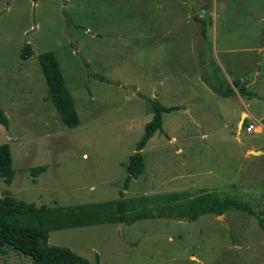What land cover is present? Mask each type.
<instances>
[{
    "label": "rangeland",
    "instance_id": "374dc122",
    "mask_svg": "<svg viewBox=\"0 0 264 264\" xmlns=\"http://www.w3.org/2000/svg\"><path fill=\"white\" fill-rule=\"evenodd\" d=\"M46 51L74 99V127L45 99L38 55ZM237 79L252 96L212 87ZM237 97L255 116H243L239 133ZM152 100L176 109L163 112L142 149L143 172L123 189L122 162ZM0 109L14 171L9 183L0 177V196L61 207L45 224L50 244L99 264H264L253 214L179 217L210 193L264 212V153L246 154L264 150V127L246 130L250 120L264 126V0H0ZM121 191L131 212L161 216L120 222ZM2 250L0 264H32L10 245Z\"/></svg>",
    "mask_w": 264,
    "mask_h": 264
},
{
    "label": "trees",
    "instance_id": "16d2710c",
    "mask_svg": "<svg viewBox=\"0 0 264 264\" xmlns=\"http://www.w3.org/2000/svg\"><path fill=\"white\" fill-rule=\"evenodd\" d=\"M32 49L30 44L24 43L21 49V56L27 59L31 56ZM40 69L44 75L47 85L46 100L53 104L58 118L68 127H74L79 123V116L75 106L74 99L67 88L64 74L59 65L58 59L51 51L42 52L38 55ZM232 85L223 88L221 85H212V87L222 96L228 97L235 92L241 96H252L248 90L246 82L239 79L234 80ZM153 115L145 124L142 137L135 145L134 152L128 160L122 162L126 175L124 177L123 189H126L129 182L137 178L144 170V157L142 149L149 138L157 130L162 129V114L176 109L175 106H165L156 100L151 101ZM246 120L244 121V124ZM0 124L8 126V118L4 111L0 109ZM45 166L33 167L31 173L36 175L43 171ZM12 155L9 144H0V177L6 182H11L13 178ZM123 192H120V198L115 201L119 221L125 224H131L137 220L145 218H156L161 215L150 214L148 209L133 213L128 207L127 201L123 198ZM179 217H186L188 220H194L204 213H213L217 216L224 214L231 209L247 211L253 214L258 225L264 230L263 210L255 211L251 206L240 199L225 195L216 196L213 193L200 195L193 200L185 203ZM63 212L61 207H49L47 205L37 206L32 202L4 195L0 196V253L5 245H10L14 249L29 256L32 264H99L98 257L94 263L90 262L82 255L75 253L67 246L52 245L48 241V231L44 228L45 223L54 218L57 214ZM170 216V215H169ZM165 217V215H164Z\"/></svg>",
    "mask_w": 264,
    "mask_h": 264
},
{
    "label": "crops",
    "instance_id": "0c3cea01",
    "mask_svg": "<svg viewBox=\"0 0 264 264\" xmlns=\"http://www.w3.org/2000/svg\"><path fill=\"white\" fill-rule=\"evenodd\" d=\"M256 78V77H255ZM257 79V78H256ZM243 81H246V80H243ZM254 82V81H253ZM237 96H239V95H237ZM233 98V97H232ZM237 98H240V101H239V109H238V119H237V121H236V125H237V133H239V124H240V122H241V120H242V118H243V116L245 115V116H247V119H249V117H255L254 115H253V111H249V107H250V104H249V102H245V100L242 98V97H237ZM248 122H251V120L250 121H247V123ZM244 124V123H243ZM264 126L263 125H261V124H258L257 126H256V130L255 131H257V130H261L262 128H263ZM260 128V129H259ZM242 130V129H241ZM250 151H258L259 152V154L258 155H254V156H259V155H261V154H263L264 153V150L262 149V148H260V147H258L257 145H251V146H249L248 148H247V151H246V154H248ZM57 215H59V214H57ZM56 215V216H57ZM49 220H51V219H49ZM46 224V223H45ZM44 228H45V225H44ZM46 229V228H45Z\"/></svg>",
    "mask_w": 264,
    "mask_h": 264
},
{
    "label": "built area",
    "instance_id": "2783aa9c",
    "mask_svg": "<svg viewBox=\"0 0 264 264\" xmlns=\"http://www.w3.org/2000/svg\"><path fill=\"white\" fill-rule=\"evenodd\" d=\"M256 126L252 121L248 122V124L246 125V130L247 131H253L256 130Z\"/></svg>",
    "mask_w": 264,
    "mask_h": 264
},
{
    "label": "water",
    "instance_id": "95a60500",
    "mask_svg": "<svg viewBox=\"0 0 264 264\" xmlns=\"http://www.w3.org/2000/svg\"><path fill=\"white\" fill-rule=\"evenodd\" d=\"M242 127V126H241ZM241 127H240V129H241ZM254 153H257L256 151H253Z\"/></svg>",
    "mask_w": 264,
    "mask_h": 264
}]
</instances>
